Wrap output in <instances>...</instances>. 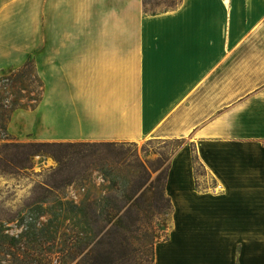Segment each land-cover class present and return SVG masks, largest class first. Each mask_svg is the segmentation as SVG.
<instances>
[{
	"label": "crops",
	"instance_id": "crops-1",
	"mask_svg": "<svg viewBox=\"0 0 264 264\" xmlns=\"http://www.w3.org/2000/svg\"><path fill=\"white\" fill-rule=\"evenodd\" d=\"M0 0V76L43 82L13 139H188L153 264H264V0ZM197 163L206 175H196Z\"/></svg>",
	"mask_w": 264,
	"mask_h": 264
},
{
	"label": "rangeland",
	"instance_id": "rangeland-1",
	"mask_svg": "<svg viewBox=\"0 0 264 264\" xmlns=\"http://www.w3.org/2000/svg\"><path fill=\"white\" fill-rule=\"evenodd\" d=\"M144 2L146 10L156 12L173 6L176 0ZM16 86L15 83L8 84L0 89V94H15ZM16 141L45 142L31 138ZM117 144L115 148L120 151L104 148L83 161L77 159L81 156L69 153L64 160L65 170L59 174L56 173L57 162L49 155H35L28 162L23 160L22 155H15L20 158V165L1 159L0 264H37L41 259H49V262L45 261L49 264H96L94 257L102 258L99 264H152L154 244L168 237L172 223V203L167 206L169 202L165 197L160 199L163 204L161 209L143 217L139 225L128 228L125 232L128 239L122 243L117 241L112 222L105 224L98 221L90 227L84 223L80 210L89 201L117 195L137 196L144 190L146 197L153 198L155 191H164L172 157L185 145L190 146V140L147 139L139 142L119 141ZM190 149L196 175H206L204 169L194 161L196 156L192 145ZM12 153H9L10 156ZM102 155L116 161L110 165L108 176L92 170V165L85 168L84 161H89L87 158ZM75 174H84V177L67 181ZM142 176H148V179L137 188L135 183L141 181ZM129 178L132 183L124 187V182ZM41 196H46L45 203L33 202L35 197ZM72 205L78 208L73 209ZM97 213L102 212L96 209L94 214ZM86 242L88 245L83 250H77Z\"/></svg>",
	"mask_w": 264,
	"mask_h": 264
},
{
	"label": "trees",
	"instance_id": "trees-1",
	"mask_svg": "<svg viewBox=\"0 0 264 264\" xmlns=\"http://www.w3.org/2000/svg\"><path fill=\"white\" fill-rule=\"evenodd\" d=\"M12 83L17 84V92L15 94L12 93V95H8L7 92H4L3 95L0 94V141H2V143H0V161L1 159H4L6 163L20 165V158H16L15 155H22L25 162L31 161L35 155H49L52 156L57 162L56 173L59 174L61 171L65 170L66 163L64 160L71 152L81 156V158L78 157L77 159H81V161H83L85 157L94 155V152L104 148H113V151L115 152L120 151L115 148L118 146L117 142L115 141L19 142L13 140L10 138L7 130V124L11 113L18 108L28 110L35 108L42 99L44 91L43 82L34 69V64L31 57L28 58L23 66L11 71L9 75L0 76V89L6 88V85ZM25 97H27V99H25ZM10 152H13L11 154L12 156H10ZM87 152L90 154H87ZM87 159L89 161H84L86 162L85 168L88 169L92 165V170H98L105 176H108L107 174L111 170L110 165H113L116 162H113L114 159H109L105 155H102L98 158L90 157ZM194 161L197 162L196 157H194ZM77 175L79 174H75L67 178V181L74 180L75 177H84V174L80 176ZM146 179H148V176H142V180L138 183H135L137 188L143 185ZM130 183H132L131 178H129L127 182H124L123 185L124 187H127L130 185ZM163 189L164 191H155L153 198H151L152 200L148 196L146 197L144 190L137 196H134V194L128 196L117 195L112 198L108 197L98 200L96 199L92 202H86L83 204L82 209L80 210L84 219L83 221L90 227L94 226V224H96L98 221H102L105 224L112 222L111 225L113 227V231L117 235V241L122 243L128 239L125 236V232L128 231V228L139 225L143 217H148L150 214L163 207L160 199L162 200L165 197L167 202H169V204L167 203V206L171 205L170 198L165 193V182ZM44 200H46V196L35 197L33 202L42 204L45 203ZM74 208L78 207L74 206L73 209ZM96 209H99V211L102 213H97L95 215L94 211ZM86 245H88V242H86L85 246H80L77 250H83ZM153 253L154 247L152 249V264ZM45 261L49 262L50 260L41 259V261H37L36 263L49 264ZM101 261V257H94V262L96 264L101 263Z\"/></svg>",
	"mask_w": 264,
	"mask_h": 264
}]
</instances>
